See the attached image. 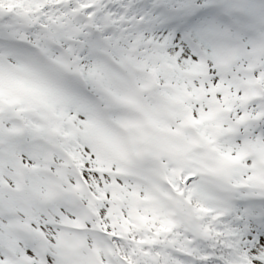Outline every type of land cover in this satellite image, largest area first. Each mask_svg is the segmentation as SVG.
Wrapping results in <instances>:
<instances>
[{
    "label": "snow or ice",
    "instance_id": "1",
    "mask_svg": "<svg viewBox=\"0 0 264 264\" xmlns=\"http://www.w3.org/2000/svg\"><path fill=\"white\" fill-rule=\"evenodd\" d=\"M0 264H264V0H0Z\"/></svg>",
    "mask_w": 264,
    "mask_h": 264
}]
</instances>
